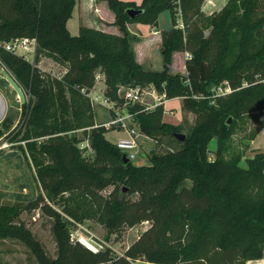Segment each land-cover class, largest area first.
<instances>
[{
  "label": "trees",
  "instance_id": "obj_1",
  "mask_svg": "<svg viewBox=\"0 0 264 264\" xmlns=\"http://www.w3.org/2000/svg\"><path fill=\"white\" fill-rule=\"evenodd\" d=\"M105 1L121 34L90 26L72 34L67 22L76 0H0V60L30 95L20 129L46 189L26 208H41L53 218L57 256L50 257L32 231L17 221L19 207L1 199L0 239L22 240L39 264H134L137 259L152 264H246L260 258L264 152L247 158L246 166L240 164L241 156L227 159L223 154L238 119L264 110V0H228L207 18L211 27L207 36L178 25V0H143L141 5ZM132 7L143 11L131 17L127 10ZM164 10H170L172 21V27L162 31L164 69L152 70L137 60L133 42L138 36L128 24L157 25ZM16 37H35L38 51L65 65L66 74L50 75L39 66L37 56L33 62L5 49L3 44ZM186 50L192 54L185 62L187 74H173L174 53ZM97 72L104 74V93L113 101L124 102L121 85L149 83L168 98L183 97L186 108L196 115L184 141L176 137L184 126L164 119L163 104L145 109L135 103L129 108L136 112L143 133L156 140L169 135L182 147L152 151L147 154L149 163L139 165L123 160L124 152L107 140L105 127L88 130L93 125L91 104L76 85L92 86ZM220 85L231 91H213ZM11 122L7 118L3 126L9 128ZM77 128H84L90 141L91 160L78 148L79 138L69 134ZM214 138L216 157L210 159ZM186 180L192 185H185ZM111 184L115 186L100 206L95 194ZM123 191L139 192L140 198L132 201ZM65 192L70 196H63ZM86 213L98 216L112 233L141 221L151 225L121 255L110 249L93 251L71 239V225Z\"/></svg>",
  "mask_w": 264,
  "mask_h": 264
},
{
  "label": "rangeland",
  "instance_id": "obj_2",
  "mask_svg": "<svg viewBox=\"0 0 264 264\" xmlns=\"http://www.w3.org/2000/svg\"><path fill=\"white\" fill-rule=\"evenodd\" d=\"M228 0H178L177 4V23L187 32L203 31L205 36L210 34L211 27L208 25L210 16L217 14ZM143 2V1H142ZM142 2L138 0L135 2L141 5ZM77 8H74L72 17L69 19L68 28L74 35L80 31L81 20ZM136 22L130 23L128 28L138 31L139 35L143 33L137 30ZM148 24L142 23L143 31ZM160 26L166 28L171 27V12L164 10L160 15ZM130 30V29H129ZM147 31V30H146ZM22 38V37H16ZM14 38V39H16ZM162 38V33H161ZM136 41L133 43L135 44ZM133 44V45H134ZM161 44V43H158ZM156 47V45H155ZM31 50L27 51L25 55L27 59L34 62L35 57L38 58L39 66L50 75L66 74L67 67L56 61L52 56L48 55L42 49H37L34 44H29ZM137 58V57H136ZM146 65L152 70H163L164 61L161 50L159 48L153 49L150 57L145 60ZM139 61H142L139 59ZM173 67L171 72L173 74H187L186 66L183 57H173ZM171 64V66H172ZM5 73L13 74L0 60V90L7 100V113L3 121L9 118L11 125L9 128L3 126V121L0 122V128L3 134L0 135V199L12 202L11 205L19 207L18 222H22L29 228L34 237L41 243L44 250L50 257L57 256V243L53 231V218L47 215L41 208L29 210L26 205L34 200L40 193L45 194L46 189L43 182V177L40 176L38 169L31 157L28 146V140L23 139V115L26 108L30 105V95L24 90L26 101L22 103L15 88L5 77ZM103 73L97 72L94 78V83L90 87L81 88L76 85L78 89L88 99L92 108V126H88V130L92 127L103 126L107 129L105 136L107 140L116 143L120 137L128 135L127 130L117 129L114 126H107L105 123L118 116L126 115L132 103H121L113 101H96L93 96H102L103 93ZM15 78V77H14ZM125 86V85H123ZM147 92L143 95V100L148 104H153L157 100L153 98L155 91L157 97H160L163 92L153 83L143 85ZM216 89L213 88V91ZM216 92V91H215ZM164 119L174 124H182L184 126L183 133L190 131L193 124H195L196 115L189 111L185 106L183 97L170 98L164 103ZM264 125V110H254L244 114L237 121L236 132L227 142L224 156L229 159L236 156L250 155V146L243 140L252 138ZM21 130V131H20ZM20 131V133H18ZM69 134H75L79 141L77 146L82 152V155L87 159L93 158V149L90 146L88 137L85 136L84 128H77L69 131ZM42 139H39L41 141ZM140 150L145 153L134 160L136 164L143 165L149 163L147 154L152 151L163 153L172 149H180L181 143L174 141L169 135H164L161 140L152 139L151 137L140 138ZM217 149V138L210 141L209 144V158L215 159ZM253 151V150H252ZM47 164H52L53 161L47 160ZM242 166H246V161H241ZM45 181L52 182V178L45 176ZM185 185L191 186V180H186ZM115 185L111 184L102 191L97 192L96 199L100 206H103L107 201L109 193L113 190ZM123 193H127L123 191ZM63 196H70V192L63 193ZM132 201L140 198V193H127L125 195ZM64 216L70 220H74L62 208L55 205ZM151 222L148 220L141 221L131 227L125 225L119 233L110 232L107 224L99 219L96 215L84 214L82 220H75L71 225V239L72 241H79L93 251L110 249L113 254L121 255L125 250L139 237V235L149 228ZM0 264H39L37 257L32 250L20 239L8 237L0 239ZM134 264H152L144 259L135 260ZM246 264H264V254L257 259L248 260Z\"/></svg>",
  "mask_w": 264,
  "mask_h": 264
},
{
  "label": "crops",
  "instance_id": "obj_3",
  "mask_svg": "<svg viewBox=\"0 0 264 264\" xmlns=\"http://www.w3.org/2000/svg\"><path fill=\"white\" fill-rule=\"evenodd\" d=\"M126 1L138 2V0H126ZM139 1L142 2L143 0H139ZM210 2H213V0H210ZM74 8H77L80 14L79 16L81 20L80 27L90 26V27H94V28H97V29H100L106 32L121 34L119 27L114 23L115 14L108 6L107 1L105 0H76V5ZM160 15L161 13L159 14V17H158V24L157 25L148 24L147 27L145 28V31H143V28L145 26H142L141 22L135 23L137 30L143 33L142 35H139L138 31H134L131 28H129L133 34L138 36V39L136 40L135 44L133 43L134 44L133 48L136 53L137 60L139 61V59H141L142 61H139V62L142 63L145 67L146 65L152 64L151 58H150V64L145 63V60L150 57L151 53L153 52V49L155 50L157 48L159 49L161 48L162 31L166 29H170L172 27V21H171V27L166 28V29L164 27H161L160 26ZM68 22H67V25H68ZM158 43H161V44H158ZM190 55H191V52L188 50L176 51L173 57L175 59L177 56H181L183 57L184 62H186L187 59H190L189 57ZM185 66H186V63H185ZM172 67H173V64L171 66V69ZM146 68L150 69L148 66ZM102 77H104V74H102ZM102 83L104 85L103 92H105V89H106L105 78ZM243 141L246 142L248 146H250L249 150L251 151V153L250 155L243 154L241 157V161H246L247 158L253 157L257 152H264V125L260 128V130L256 133V135H254L252 138H246Z\"/></svg>",
  "mask_w": 264,
  "mask_h": 264
},
{
  "label": "built area",
  "instance_id": "obj_4",
  "mask_svg": "<svg viewBox=\"0 0 264 264\" xmlns=\"http://www.w3.org/2000/svg\"><path fill=\"white\" fill-rule=\"evenodd\" d=\"M29 44H34L36 46L37 39L35 37L28 38V37H22V38H16L11 39L10 41H7L3 44L5 49L12 51L17 54L26 55L28 50H31L29 48ZM26 57V56H25ZM192 57V54L189 56ZM216 93L221 94L225 92L231 91V88L229 86L220 85L217 88H215ZM147 92L144 86L142 85H128L123 86L121 85L119 88V94L123 98L124 102L121 103H141L145 106V109H153L158 104H163L167 102L170 98L167 97L166 93L163 92L160 94V97H157L159 95H156L155 91L153 92V98L154 99H160L154 102L153 104H148L143 100L144 93ZM93 99L96 101H113L105 96V93H102V96H93ZM117 102V101H113ZM118 103V102H117ZM107 126H114L117 129H125L128 132V135L125 137H120L116 145L124 152V155H126L129 160H136L140 156H144L145 153H142L143 151L140 150V138L148 137L145 133H143L139 127L138 121L136 119V112H130L123 116H118L117 118H113L107 123H105Z\"/></svg>",
  "mask_w": 264,
  "mask_h": 264
},
{
  "label": "water",
  "instance_id": "obj_5",
  "mask_svg": "<svg viewBox=\"0 0 264 264\" xmlns=\"http://www.w3.org/2000/svg\"><path fill=\"white\" fill-rule=\"evenodd\" d=\"M143 11V9L141 8H135V7H132V8H129L127 10L128 14L131 16V17H135L137 14L141 13ZM5 77L7 78V80L10 82V84L15 88V90L17 91L18 95H19V98H20V101L22 103H25L26 101V98H25V94H24V90L23 88L20 86V84L16 81V79L14 77H12L10 74L8 73H5ZM0 95L4 98V95L3 93L1 92L0 90ZM229 123L231 122V118H229ZM176 137L181 140V141H184L186 139V135L184 133H181V132H178L176 133ZM123 160L125 162H128L129 161V158L126 156V155H123ZM4 204H9L11 205L12 202L8 201V200H3L2 201Z\"/></svg>",
  "mask_w": 264,
  "mask_h": 264
},
{
  "label": "bare ground",
  "instance_id": "obj_6",
  "mask_svg": "<svg viewBox=\"0 0 264 264\" xmlns=\"http://www.w3.org/2000/svg\"><path fill=\"white\" fill-rule=\"evenodd\" d=\"M7 113V100L0 95V122L3 121Z\"/></svg>",
  "mask_w": 264,
  "mask_h": 264
}]
</instances>
